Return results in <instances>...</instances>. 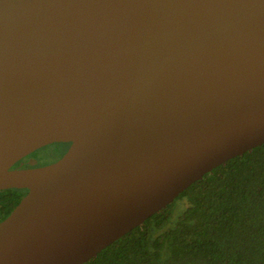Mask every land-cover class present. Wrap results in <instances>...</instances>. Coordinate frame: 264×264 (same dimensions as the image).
I'll return each mask as SVG.
<instances>
[{
	"label": "water",
	"instance_id": "water-1",
	"mask_svg": "<svg viewBox=\"0 0 264 264\" xmlns=\"http://www.w3.org/2000/svg\"><path fill=\"white\" fill-rule=\"evenodd\" d=\"M262 145L264 0H0V264H85Z\"/></svg>",
	"mask_w": 264,
	"mask_h": 264
},
{
	"label": "trees",
	"instance_id": "trees-1",
	"mask_svg": "<svg viewBox=\"0 0 264 264\" xmlns=\"http://www.w3.org/2000/svg\"><path fill=\"white\" fill-rule=\"evenodd\" d=\"M26 192L0 191V222ZM85 264H264V145L218 166Z\"/></svg>",
	"mask_w": 264,
	"mask_h": 264
},
{
	"label": "rangeland",
	"instance_id": "rangeland-1",
	"mask_svg": "<svg viewBox=\"0 0 264 264\" xmlns=\"http://www.w3.org/2000/svg\"><path fill=\"white\" fill-rule=\"evenodd\" d=\"M49 146V145H48ZM42 149V148H41ZM59 146H50L45 149H38L37 151L31 154L30 159L36 160L38 164L44 165L50 163L54 160L56 154L58 153ZM30 160H28L29 163Z\"/></svg>",
	"mask_w": 264,
	"mask_h": 264
},
{
	"label": "flooded vegetation",
	"instance_id": "flooded-vegetation-1",
	"mask_svg": "<svg viewBox=\"0 0 264 264\" xmlns=\"http://www.w3.org/2000/svg\"><path fill=\"white\" fill-rule=\"evenodd\" d=\"M50 146H59V151H58V153L56 154V156H55V158H54V160L52 161V162H50V163H46V164H44V165H40V164H38L37 163V161H36V163L34 164V165H30V164H28V160H30V161H33V160H31L30 159V157H31V154L29 155V156H27V157H25V158H23L19 163H23V168H37V167H42V166H45V165H48V164H51V163H54V162H56L58 159H60L64 154H65V152L68 150V148H69V146H70V144H64V143H60V144H51V145H49V146H45V147H43L42 149H45V148H47V147H50ZM42 149H40V150H42ZM39 151V150H38ZM29 161V162H30ZM27 193V192H26Z\"/></svg>",
	"mask_w": 264,
	"mask_h": 264
}]
</instances>
